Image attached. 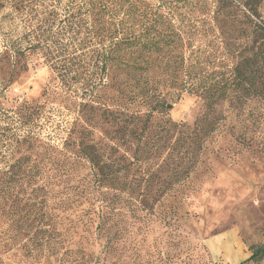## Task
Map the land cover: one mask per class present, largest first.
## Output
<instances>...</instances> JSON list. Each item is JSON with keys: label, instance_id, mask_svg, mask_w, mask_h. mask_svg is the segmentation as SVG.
Listing matches in <instances>:
<instances>
[{"label": "rangeland", "instance_id": "374dc122", "mask_svg": "<svg viewBox=\"0 0 264 264\" xmlns=\"http://www.w3.org/2000/svg\"><path fill=\"white\" fill-rule=\"evenodd\" d=\"M20 1L0 0V264H232L237 240L261 246L264 97L247 82L214 105L174 92L148 116L116 85L61 82L38 55L24 71L8 49L25 46ZM184 1L175 20L200 75L230 80L256 56L263 76L264 0L249 20L235 0Z\"/></svg>", "mask_w": 264, "mask_h": 264}, {"label": "trees", "instance_id": "16d2710c", "mask_svg": "<svg viewBox=\"0 0 264 264\" xmlns=\"http://www.w3.org/2000/svg\"><path fill=\"white\" fill-rule=\"evenodd\" d=\"M28 1L15 5V10L26 18L22 39L25 46L8 48L13 54L11 58L24 71L27 70L25 60L38 55L61 82L99 89L116 85L123 100L142 104L148 116L167 111L166 96L174 92L177 99L183 92H194L214 105L225 100L230 89L233 91L247 82L249 97H264V74H258L261 70L256 56L243 59L234 67L231 79L221 78L220 82L211 81L212 74L200 75L197 61L186 60V41L174 12L177 3L183 7L187 1L175 0L177 3H171L174 7L166 8L167 11L164 0L156 4L148 0ZM235 1L248 12V20L258 16L256 0ZM230 3L229 7L233 5ZM172 9L175 10L172 12ZM254 27L252 32L264 50V25ZM261 57L264 63V51ZM88 148L81 149V153L90 164L100 172L103 167L107 168ZM124 170L116 165V177ZM188 171L189 167L178 174L184 178ZM174 180H169L167 189L177 183L178 177ZM248 250L250 256L246 262L264 261V242Z\"/></svg>", "mask_w": 264, "mask_h": 264}, {"label": "crops", "instance_id": "0c3cea01", "mask_svg": "<svg viewBox=\"0 0 264 264\" xmlns=\"http://www.w3.org/2000/svg\"><path fill=\"white\" fill-rule=\"evenodd\" d=\"M237 240V239H236ZM236 244L238 246V252H242V256L240 258L234 260L232 264H253L252 262H246V260L249 258L250 253L244 249V244L242 243L241 240H237ZM260 264H264V261L261 262Z\"/></svg>", "mask_w": 264, "mask_h": 264}]
</instances>
